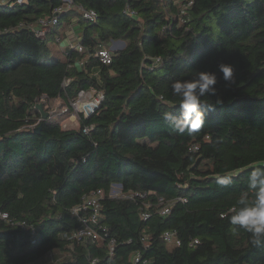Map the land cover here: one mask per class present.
I'll return each mask as SVG.
<instances>
[{
  "label": "trees",
  "instance_id": "obj_1",
  "mask_svg": "<svg viewBox=\"0 0 264 264\" xmlns=\"http://www.w3.org/2000/svg\"><path fill=\"white\" fill-rule=\"evenodd\" d=\"M73 1L44 40L38 21L62 0L0 1V212L37 235L33 244L31 229L0 219V264H51L50 255L58 264H131L138 251L151 264H264V248L250 246L249 234L233 233L228 222L248 166L264 165V0H192L186 9L187 0ZM79 5L96 10L97 22L84 19ZM75 20L84 51L57 41ZM51 36L60 51L50 47ZM117 41L126 45L111 64L94 57ZM220 63L234 66V84L223 80ZM196 71L216 73L223 104L206 98L215 109L206 111L205 126L178 134L164 118L178 115L170 84ZM89 89L104 100L77 129H63L59 114L42 119L36 107L44 96L63 106ZM233 168L234 183L219 188L217 174ZM113 184L148 193L151 218H141L143 200L109 197ZM98 189L107 193L101 224L106 241L115 240L113 256L107 244L70 238L79 228L72 207ZM159 198L187 202L164 217L155 213ZM166 231L182 245L165 243Z\"/></svg>",
  "mask_w": 264,
  "mask_h": 264
},
{
  "label": "built area",
  "instance_id": "obj_2",
  "mask_svg": "<svg viewBox=\"0 0 264 264\" xmlns=\"http://www.w3.org/2000/svg\"><path fill=\"white\" fill-rule=\"evenodd\" d=\"M1 3L10 2L8 5H11L12 0H0ZM188 3L184 5V9L193 4L192 0H187ZM25 0H17V3L23 4ZM76 7L73 0H62V5L54 10V14L51 17L43 18L38 21V26L35 28L36 35L39 39H46L48 31L51 27L58 23L60 14L65 13L72 8ZM78 8L81 10L83 18L92 23L97 22L99 13L93 9H86L83 6L79 5ZM126 12H129L126 10ZM182 20V18H180ZM22 26V24L20 25ZM11 30V29H9ZM68 44V47H73L79 51H84L83 46L81 45L82 32L76 33ZM70 40V39H69ZM57 41H62L59 37ZM116 42H112L114 46ZM113 47L105 48L100 47L94 54L95 58H98L103 64H111L114 58ZM72 81V78H68L64 81V86L69 85ZM104 100V94L101 91L96 89L82 90L79 92L78 97L70 101L66 105H59L50 103V100L44 96L41 99L36 100V104L42 103L45 107V110L49 113V116H56L57 114L61 115V126L63 129H77L82 118L91 117L96 111L100 108ZM59 101V100H58ZM47 103V105H45ZM66 118V120H64ZM43 119V118H42ZM40 118L35 124L31 125L32 128L38 126L42 121ZM64 120V121H63ZM63 121V122H62ZM94 125L84 127V132L87 134L94 129ZM107 197V193L103 189L94 190L87 195H85L82 201L72 207L71 213L74 218L77 219L79 223V228L70 238L76 239L77 241L87 244L94 243L99 247H102L104 244H107L110 256L114 255L115 251V240L106 241V228L101 224L102 220V209H103V200ZM109 197L111 198H121L129 200H143V205H141L140 215L141 218L146 221L152 216L151 208L153 205L149 202H146L148 193H139V192H124L121 184H113L111 186ZM177 201L187 202L185 198H179L175 201H165L163 198H159L157 204L155 205V213L161 216H168L173 206ZM0 219L5 221L8 224L16 225L24 230L31 229L32 237L31 242L34 244L37 240V235L32 226L28 225L24 221H16L10 217L7 212H0ZM148 235L143 237V241L148 240ZM162 239L165 243L180 246L182 245V240L178 238L175 231H166L162 235ZM198 243V240H193L190 242L191 246H194ZM146 248L149 247V243H145ZM51 264H58L59 262L55 260L53 255L49 256ZM100 263L99 259H93L92 264ZM131 264H151L150 259H145L143 253L138 251L133 254L131 258Z\"/></svg>",
  "mask_w": 264,
  "mask_h": 264
},
{
  "label": "clouds",
  "instance_id": "obj_3",
  "mask_svg": "<svg viewBox=\"0 0 264 264\" xmlns=\"http://www.w3.org/2000/svg\"><path fill=\"white\" fill-rule=\"evenodd\" d=\"M218 71L222 73L227 85L235 83L232 64L220 63ZM217 83L216 73L210 71H196L192 78L171 82V94L173 97H178L180 101L178 115L165 113L164 118L171 121L174 132L193 135L205 126L206 111L215 109L214 106L206 104L205 99L217 96ZM222 104V98L217 96L215 105ZM248 167L250 171L246 173V190L241 192L237 206L229 210L234 214L228 217V222L233 233L244 231L249 234L250 246L264 248V165L253 161ZM238 171L233 168L224 175L217 174L216 185L219 188L231 186L234 183L233 176Z\"/></svg>",
  "mask_w": 264,
  "mask_h": 264
},
{
  "label": "rangeland",
  "instance_id": "obj_4",
  "mask_svg": "<svg viewBox=\"0 0 264 264\" xmlns=\"http://www.w3.org/2000/svg\"><path fill=\"white\" fill-rule=\"evenodd\" d=\"M67 41H69V38H68V37L62 39V41H61V43H60L61 46H62L65 42H67ZM48 43L50 44V47L52 48V50H53L54 52H56V51H60V49H61V48H60V45H58L56 42H54L52 36L50 37ZM120 46H121V42H116V44H114V46H112V44H111V47H113L114 49H119ZM55 104H56L57 107H59V105H61V101H56ZM64 120H66V118H65ZM64 120H63V121H64ZM63 121H62V122H63Z\"/></svg>",
  "mask_w": 264,
  "mask_h": 264
},
{
  "label": "crops",
  "instance_id": "obj_5",
  "mask_svg": "<svg viewBox=\"0 0 264 264\" xmlns=\"http://www.w3.org/2000/svg\"><path fill=\"white\" fill-rule=\"evenodd\" d=\"M82 32L79 25L77 24V21L75 20L72 24L69 25L66 31L65 38H69L70 40L65 42L62 46L67 47L69 42L73 40L76 33ZM72 42V41H71Z\"/></svg>",
  "mask_w": 264,
  "mask_h": 264
},
{
  "label": "water",
  "instance_id": "obj_6",
  "mask_svg": "<svg viewBox=\"0 0 264 264\" xmlns=\"http://www.w3.org/2000/svg\"><path fill=\"white\" fill-rule=\"evenodd\" d=\"M9 3H10V2L3 3V5L7 6ZM117 42H121V46H120L119 49L124 48L125 45H126V43L123 42V41H117ZM36 107H37V109L39 110V112H40L42 118H43V119H48V117H49V113H48L47 111H45V109H44V105H43L42 103H38V104L36 105ZM41 129H42V127L39 126V127L36 129V131H40Z\"/></svg>",
  "mask_w": 264,
  "mask_h": 264
}]
</instances>
